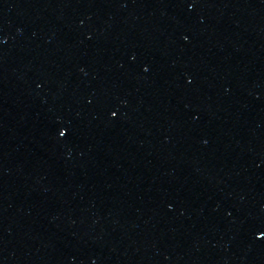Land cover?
Segmentation results:
<instances>
[{
	"label": "water",
	"instance_id": "obj_1",
	"mask_svg": "<svg viewBox=\"0 0 264 264\" xmlns=\"http://www.w3.org/2000/svg\"><path fill=\"white\" fill-rule=\"evenodd\" d=\"M0 264H264V0H0Z\"/></svg>",
	"mask_w": 264,
	"mask_h": 264
},
{
	"label": "snow or ice",
	"instance_id": "obj_2",
	"mask_svg": "<svg viewBox=\"0 0 264 264\" xmlns=\"http://www.w3.org/2000/svg\"><path fill=\"white\" fill-rule=\"evenodd\" d=\"M61 135H64V133H62ZM257 238H259V237H257Z\"/></svg>",
	"mask_w": 264,
	"mask_h": 264
}]
</instances>
